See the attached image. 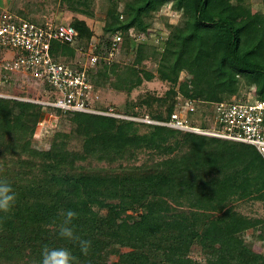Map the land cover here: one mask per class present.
Segmentation results:
<instances>
[{
  "label": "trees",
  "instance_id": "1",
  "mask_svg": "<svg viewBox=\"0 0 264 264\" xmlns=\"http://www.w3.org/2000/svg\"><path fill=\"white\" fill-rule=\"evenodd\" d=\"M66 1L70 10L93 15V0ZM167 1L129 0L120 10L111 0L105 30L121 33L123 47L136 53L132 65L122 70L116 69L118 63L111 66L118 78L116 88L130 90L143 78H153L149 70L140 75L135 65L162 52L159 77L172 83L176 98L165 116L150 114L155 120H171L178 94L211 103L233 97L248 100V95L239 94L243 78L254 83V98H264V11H253L246 0H172L182 8L183 19L165 41L138 42L129 35L131 28L146 32L150 24L145 15ZM72 23L81 39H91L84 20ZM60 49L55 42L57 59ZM182 71L192 78L180 82ZM144 102L151 105L153 100ZM45 108L0 97V179L9 181L17 193L12 211L0 212V264H39L45 245L70 248L79 264H105L112 245L130 248L112 264H201L191 256L197 243L207 264H264V254L237 237L264 219L233 208L240 199L264 202V156L254 145L74 111L64 114L71 115L76 135L57 133L52 153L45 154L32 146ZM140 127L147 129L141 132ZM74 139L79 149L72 145ZM138 148L168 157L124 165ZM94 161L118 163V168L93 166ZM143 205L147 210L135 221L119 220L128 208ZM95 207L108 209L112 216L101 215ZM70 209L78 213L73 221L76 233L91 241L86 256L74 242L59 237L63 213Z\"/></svg>",
  "mask_w": 264,
  "mask_h": 264
},
{
  "label": "rangeland",
  "instance_id": "2",
  "mask_svg": "<svg viewBox=\"0 0 264 264\" xmlns=\"http://www.w3.org/2000/svg\"><path fill=\"white\" fill-rule=\"evenodd\" d=\"M118 5L120 10H123L125 3L129 0H113ZM246 3L250 5L253 11H264V0H246ZM111 4V0H93L92 10L93 15H87L80 12L72 11L68 8L66 0H0V12L1 10H11L17 14L23 12L26 14V18L31 20L33 18L45 22H63L72 23L75 18L84 20L92 30L91 39L92 44H102L106 47V41L112 40V31H106V17L107 9ZM22 15V14H21ZM24 16V15H23ZM183 11L182 8L177 6L174 1L165 2L160 9L151 11L145 15L146 22L150 25L146 32L140 31L138 28H131L129 35L134 36L138 42L148 41L149 43H159L165 41L169 37L174 26L182 22ZM31 18V19H30ZM243 18H237L236 21H241ZM121 36V40L118 43V49L114 52L110 63L96 64L91 76L94 87L88 89L87 98L90 102V106L96 113L115 114L120 116L118 118L135 119L136 121L144 122V119H153L150 114L162 113L164 116L167 114V109L171 104L173 98H176L174 92L171 90L172 83L162 80L159 77V62L162 52H156L154 55H149L135 65L138 68L140 75L143 76L142 70H149L154 74L151 79L143 78L139 84H136L130 90L116 88L118 78L111 71V66L118 63L121 67L116 68L122 70L124 67L130 66L134 63L136 56L135 51L131 55L128 51V46L123 47L122 41L124 37L121 33L117 32ZM88 41V43L90 42ZM85 44V43H84ZM82 45V44H81ZM80 47L73 49L70 46H65L62 49L63 56H67L69 59L66 61L69 64H85L88 57L81 54ZM162 50V48H161ZM90 58L88 64L90 65ZM1 63V62H0ZM92 65V64H91ZM90 65V66H91ZM76 66V65H75ZM6 76L7 80L4 79ZM192 78L187 71H182L180 74V82ZM239 94L248 95V98L254 96V83L249 79H241L239 81ZM38 84L34 80L17 71H11L10 68L3 66L0 68V93L22 98V96L28 98L48 99L51 95L47 92L43 93L38 91ZM178 89V87H176ZM150 97L153 100L151 105L144 102L145 98ZM235 98V97H233ZM12 99V98H11ZM14 99V98H13ZM20 100V99H15ZM178 103L174 113L184 120L190 126H202L204 128H214L215 122V110L214 104L211 102H203L196 100L194 103L195 110L191 111L189 106L185 104V98L178 94ZM21 101V100H20ZM43 118L38 122L35 132L32 135V146L36 149L44 151L45 154H51L53 149L54 137L59 132H65L76 135L77 130L74 127V123L70 120L68 114L57 110L53 107L45 108ZM137 112V114H135ZM92 114V113H89ZM100 115V114H98ZM158 121V120H157ZM161 121V120H159ZM146 127H140L141 132L146 131ZM78 140H72V145L80 148ZM77 149V150H78ZM168 155H160L157 150L149 148L135 149L133 159L124 162V165H136L151 164L152 162L159 161ZM89 165V162H85ZM93 166H114L116 168L118 163H106V162H92ZM13 166V165H12ZM152 202L150 199L148 203ZM233 208L239 213L248 215L253 218L264 219V202L256 199H240L233 203ZM101 215H108V209L95 207ZM147 206L130 207L120 216L119 220H126L133 222L145 213ZM237 237L242 238L249 244L256 252L264 254V223L255 228H250L246 231L240 232ZM130 248L125 245H112L107 248L105 253V264H112L118 259L119 255ZM191 256L197 259L201 264H207L205 256L202 253L200 245L197 243L191 252Z\"/></svg>",
  "mask_w": 264,
  "mask_h": 264
},
{
  "label": "built area",
  "instance_id": "3",
  "mask_svg": "<svg viewBox=\"0 0 264 264\" xmlns=\"http://www.w3.org/2000/svg\"><path fill=\"white\" fill-rule=\"evenodd\" d=\"M73 23L35 22L11 10L0 12V68L6 66L12 71L31 77L38 85V91L51 95L48 99L22 98L0 93V97L20 99L45 107H53L64 113H96L87 98L88 89L94 87L91 76L92 67L102 62L110 63L118 49L121 36L112 34V40L106 41V47L84 42ZM59 42V59L53 56L54 43ZM85 43V44H84ZM82 44V45H81ZM70 46L79 48L81 54L90 58L85 64H69L62 49ZM76 65V66H75ZM4 77V76H3ZM4 79L7 80L6 76ZM1 87V86H0ZM197 99H185L186 106L195 110ZM204 102V101H203ZM215 110L214 128L190 126L178 114L173 113L170 121L144 119V122L163 124L174 128L217 137L222 140L243 142L254 145L264 156V98L235 97L213 102ZM109 116H116L111 114ZM120 117V116H117ZM134 119V118H133ZM135 120V119H134Z\"/></svg>",
  "mask_w": 264,
  "mask_h": 264
},
{
  "label": "clouds",
  "instance_id": "4",
  "mask_svg": "<svg viewBox=\"0 0 264 264\" xmlns=\"http://www.w3.org/2000/svg\"><path fill=\"white\" fill-rule=\"evenodd\" d=\"M17 193L13 185L4 179H0V212L10 213L16 203ZM78 217L74 210L63 213L62 223L59 225V237L74 242L80 251L86 256L91 249V241L79 236L73 226V221ZM39 264H79L78 257L70 248L45 245L41 251Z\"/></svg>",
  "mask_w": 264,
  "mask_h": 264
}]
</instances>
